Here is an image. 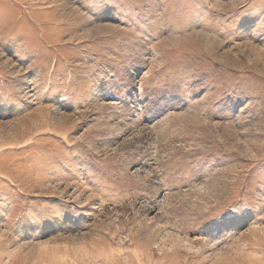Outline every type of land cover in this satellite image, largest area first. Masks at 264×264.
Listing matches in <instances>:
<instances>
[{"label": "rangeland", "instance_id": "rangeland-1", "mask_svg": "<svg viewBox=\"0 0 264 264\" xmlns=\"http://www.w3.org/2000/svg\"><path fill=\"white\" fill-rule=\"evenodd\" d=\"M0 264H264V0H0Z\"/></svg>", "mask_w": 264, "mask_h": 264}]
</instances>
